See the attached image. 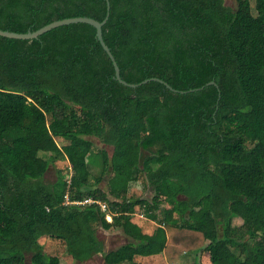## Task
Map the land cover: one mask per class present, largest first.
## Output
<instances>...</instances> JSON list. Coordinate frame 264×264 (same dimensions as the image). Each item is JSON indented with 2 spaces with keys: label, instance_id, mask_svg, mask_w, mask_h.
<instances>
[{
  "label": "trees",
  "instance_id": "obj_1",
  "mask_svg": "<svg viewBox=\"0 0 264 264\" xmlns=\"http://www.w3.org/2000/svg\"><path fill=\"white\" fill-rule=\"evenodd\" d=\"M110 3L103 36L122 78L178 92L120 83L90 24L0 36V264H54L43 237L73 264H264V0ZM106 13V0H0V29ZM111 226L132 240L105 252Z\"/></svg>",
  "mask_w": 264,
  "mask_h": 264
},
{
  "label": "rangeland",
  "instance_id": "obj_2",
  "mask_svg": "<svg viewBox=\"0 0 264 264\" xmlns=\"http://www.w3.org/2000/svg\"><path fill=\"white\" fill-rule=\"evenodd\" d=\"M225 3H226V5L231 6L232 8H236L238 6V0H225ZM252 3H254V0H252ZM59 143H60V141H59ZM95 148H104L107 150L109 155H111L113 152V146L104 145L98 139H95ZM87 160L94 162L98 165L102 164V159L100 157H96V155L94 153L89 154L87 157ZM57 176H58L57 168L55 166L51 165L50 170L46 175V179H48L51 182H54L57 179ZM108 178H109V176H107L105 178V181L102 183V187L105 188L106 190H108V187H107ZM132 187L134 188V190L139 191L141 196H144L146 198H151L154 194V190L152 189V187H150V185H146L144 179H140V181L133 183ZM166 205H169V204H166ZM137 215H138V213H137ZM240 223H241L240 219L235 220V224H240ZM115 233H117L116 230L114 232V230H112V229L106 230L102 227L99 228L98 237L100 239H102L105 243V247H104L105 252H108L112 249H116L121 244L129 241L128 238L127 239L124 238L126 236H124V235L120 236L119 234L115 235ZM118 233H119V231H118ZM40 241L42 243H44L46 250L52 256L54 264H59V263L60 264H73L72 260L66 254L64 244L60 240L52 239L49 237H43V238H41ZM215 256L217 257V259H218L217 262H218L219 259L221 258V251L219 248L216 249V255ZM163 259L165 260V258H163ZM28 263H29V259H28ZM201 263L202 264H214V262L210 259V255H208V254L204 255L202 257ZM83 264H105L103 254L100 253V254L96 255L93 259L88 260V261L84 262ZM124 264H129V263H124ZM148 264H153V262H151V263L148 262ZM157 264H167V263L165 262V263H157Z\"/></svg>",
  "mask_w": 264,
  "mask_h": 264
},
{
  "label": "water",
  "instance_id": "obj_3",
  "mask_svg": "<svg viewBox=\"0 0 264 264\" xmlns=\"http://www.w3.org/2000/svg\"><path fill=\"white\" fill-rule=\"evenodd\" d=\"M106 4H107V13L105 18L102 21H99L93 17L90 16H77V17H69V18H64V19H60V20H55L49 24L44 25L43 27L37 29L36 31H28L25 33H21V32H15V31H10V30H3L0 29V36L3 37H7V38H12V39H23V40H30V39H36L39 36H41L42 34L60 27V26H64V25H70V24H74V23H86V24H90L92 26H94L97 30L96 36L100 42V44L102 45L103 49L105 50V52L108 54V56L110 57L114 69H115V78L122 83L123 85L129 86V87H133L136 88L137 86L147 83L149 81H159L161 83H164L169 89L178 92L177 89L173 88L170 84H168L167 82H165L164 80L157 78V77H153V78H148L143 80L140 83H129L126 80H124L121 76V70L120 67L118 65V62L114 56V54L111 51V48L107 45V43L105 42L104 36H103V26L106 24V22L109 19L110 16V11H111V3L110 0H106ZM211 84H216L215 81H210L208 82L206 85H211ZM201 88H204L201 87ZM201 88H197V89H191L190 91H194V90H198ZM180 92H185V91H180Z\"/></svg>",
  "mask_w": 264,
  "mask_h": 264
},
{
  "label": "crops",
  "instance_id": "obj_4",
  "mask_svg": "<svg viewBox=\"0 0 264 264\" xmlns=\"http://www.w3.org/2000/svg\"><path fill=\"white\" fill-rule=\"evenodd\" d=\"M137 214V213H136ZM108 221H112V215H111V219H108ZM114 230V232H115V230H116V232L117 233H115V235L116 234H119L120 236H126V237H124L125 239H127L128 238V240L130 241L132 238L131 237H129V236H127L124 232H123V230L121 229V228H117V227H114V226H111V228L110 229H106V230ZM118 231H119V233H118ZM122 234V235H121ZM128 241V242H129ZM127 243V242H126ZM126 243H123V244H121V245H124V244H126ZM120 245V246H121ZM104 246H105V243H104ZM119 247V246H118ZM113 250V249H112ZM159 256L161 257H163V258H165V256L164 255H154V256H147V257H145V256H137L136 257V261L137 262H141V261H145V264H148V262L149 263H151V262H155L158 258H159ZM148 261V262H147Z\"/></svg>",
  "mask_w": 264,
  "mask_h": 264
},
{
  "label": "built area",
  "instance_id": "obj_5",
  "mask_svg": "<svg viewBox=\"0 0 264 264\" xmlns=\"http://www.w3.org/2000/svg\"><path fill=\"white\" fill-rule=\"evenodd\" d=\"M67 203H75V204H81V205L99 203L103 210H107V208H108V205L106 202L97 201V200L92 199V198H86V199L81 200V201H70L69 198L67 197ZM107 219H111V215H107Z\"/></svg>",
  "mask_w": 264,
  "mask_h": 264
}]
</instances>
